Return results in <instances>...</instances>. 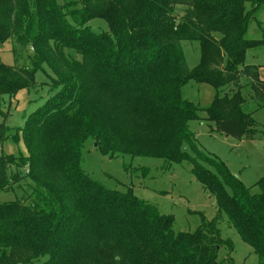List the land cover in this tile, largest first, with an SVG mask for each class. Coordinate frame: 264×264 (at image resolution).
Segmentation results:
<instances>
[{
	"label": "trees",
	"instance_id": "1",
	"mask_svg": "<svg viewBox=\"0 0 264 264\" xmlns=\"http://www.w3.org/2000/svg\"><path fill=\"white\" fill-rule=\"evenodd\" d=\"M176 6L187 8L181 18ZM263 6L264 0H0V48L10 43L15 58L13 66L0 60V146L19 139L3 98L22 89L37 94L40 85L49 96L21 129L27 155H0V192H22L0 203V264L39 258L43 264H236L219 261V248L233 245L221 238L218 216L203 218L193 234H176L172 216L87 176L81 165L88 140L110 156L190 161L218 215L264 264V180L262 192L253 193L198 149L189 128L204 119L227 137L258 136L254 114L264 108V81L245 59L264 47V39L247 38ZM96 20L108 31L95 32ZM183 41L199 44L194 70ZM23 56L27 63L19 65ZM189 81L214 87L209 108L183 97Z\"/></svg>",
	"mask_w": 264,
	"mask_h": 264
},
{
	"label": "rangeland",
	"instance_id": "2",
	"mask_svg": "<svg viewBox=\"0 0 264 264\" xmlns=\"http://www.w3.org/2000/svg\"><path fill=\"white\" fill-rule=\"evenodd\" d=\"M186 9L185 6H176L175 16L181 18ZM91 26L97 33L108 31L107 24L101 20L93 21ZM247 38L264 39V6L259 9L256 20L250 21ZM181 46L189 69L194 70L200 62L198 42L183 41ZM11 47V44L7 43L0 48V60L8 66L15 64ZM26 63L27 60L23 56L19 65ZM245 64L257 67L260 80L264 81V47L248 51ZM42 80L43 78L39 76L38 82L41 83ZM47 89L48 87L40 85L37 94H29L26 89H22L13 98L7 96L3 98L2 108L8 114V125L18 129L19 139L9 137L0 146V155H27L21 129L25 127L28 117L48 99ZM182 93L186 100L202 110L209 108L215 98L213 86L194 81H189ZM204 116L205 113L201 112L200 117L204 118ZM254 119L260 124L258 136L254 139L237 140L222 135L215 131L214 123L204 119L191 121L189 128L194 134L196 146L202 153L222 161L233 176L247 187H252L253 193H261L258 183L264 180V108L254 114ZM14 134L15 131L8 133L9 136ZM188 152L194 156L190 150ZM200 163L215 173L209 165ZM81 166L87 176L107 189L122 193L131 192L138 199L156 207L160 214L172 216V230L176 234H193L201 226L203 218L210 221L218 216L221 238L230 240L233 245L232 251L226 246L219 248V261L232 259L236 264L258 263V256L228 224L226 216L218 215L215 197L195 178L190 161L167 163L163 159L155 158L110 156L99 150L96 141L88 140L82 149ZM227 192L231 193L229 189ZM21 196L22 192L18 188L0 192V203L13 202L19 200ZM45 261L46 258H39L32 264H43Z\"/></svg>",
	"mask_w": 264,
	"mask_h": 264
},
{
	"label": "built area",
	"instance_id": "3",
	"mask_svg": "<svg viewBox=\"0 0 264 264\" xmlns=\"http://www.w3.org/2000/svg\"><path fill=\"white\" fill-rule=\"evenodd\" d=\"M32 49V48H31ZM33 50V49H32Z\"/></svg>",
	"mask_w": 264,
	"mask_h": 264
},
{
	"label": "water",
	"instance_id": "4",
	"mask_svg": "<svg viewBox=\"0 0 264 264\" xmlns=\"http://www.w3.org/2000/svg\"><path fill=\"white\" fill-rule=\"evenodd\" d=\"M96 145V144H95Z\"/></svg>",
	"mask_w": 264,
	"mask_h": 264
}]
</instances>
